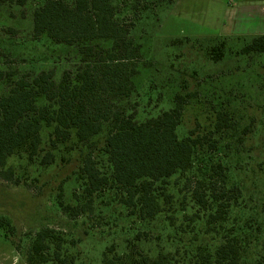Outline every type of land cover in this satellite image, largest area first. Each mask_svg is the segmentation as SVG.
Listing matches in <instances>:
<instances>
[{
    "label": "rangeland",
    "instance_id": "rangeland-1",
    "mask_svg": "<svg viewBox=\"0 0 264 264\" xmlns=\"http://www.w3.org/2000/svg\"><path fill=\"white\" fill-rule=\"evenodd\" d=\"M45 1L0 6V71L11 79L53 71L58 82L78 63L76 48L33 36L32 14ZM112 4L114 19L128 26L129 37L141 49L132 81L136 96L126 107L144 121L169 110L174 96L183 95L176 133L183 139L193 130L199 140L192 168L166 180L164 192L170 196L161 213L139 219L120 204L121 192L110 182L91 196L84 193V159L90 157L101 173L110 175L106 128L84 145L60 148L51 165L28 168L29 175L18 184L0 179V217L12 227L9 236L0 229V264H27L31 240L44 228L62 234L73 264H101L102 252L110 246L124 261L162 253L172 256V264H189L196 253L213 251L221 243L232 244L236 264H264V53L242 52L246 42L264 33V0ZM222 41L221 57H211L210 50ZM6 83L7 78L0 83V96ZM218 114L229 120L221 132L213 128ZM47 134L43 130V143ZM218 163L225 184L215 180L214 188L225 186L223 205L230 209L208 224L211 211L198 208L191 192L201 181L199 191L206 189L208 170ZM232 187L238 195L228 192ZM59 200L70 209H59Z\"/></svg>",
    "mask_w": 264,
    "mask_h": 264
},
{
    "label": "trees",
    "instance_id": "trees-1",
    "mask_svg": "<svg viewBox=\"0 0 264 264\" xmlns=\"http://www.w3.org/2000/svg\"><path fill=\"white\" fill-rule=\"evenodd\" d=\"M69 1L46 0L32 14V31L34 37L44 35L57 44L76 48L79 60L74 69L65 70L58 82L54 81L53 71L19 79H11V74L0 71V83L7 78L5 92L0 96V179L18 184L29 175L28 168L51 165L55 151L68 145H84L106 128L104 154L110 175L101 173L90 157L84 159L80 169L84 193L91 196L110 182L121 192L120 204L130 215L153 219L170 196L164 192L166 180L192 168L199 144L193 130L183 139L176 133L184 96L176 94L172 107L158 116L137 120L135 109H128L126 101L136 96L132 81L137 74L140 47L129 37L128 26L114 19L112 0ZM25 3L26 0H0V6L23 7ZM249 41L243 46V53H264V35ZM224 47L222 41L211 49V57L219 59ZM104 95L108 97L106 101ZM227 124L226 116L218 114L214 131L221 132ZM43 130H48L46 143ZM215 180L225 184L219 163L209 168L204 181L206 189L199 191L201 181L191 192L198 208L211 211L208 224L217 222L230 209V205H223L225 186L214 188ZM228 192L238 195L239 189L232 187ZM56 204L61 210L70 209L60 200ZM71 210L76 212L78 208ZM0 229L7 236L12 232L2 217ZM65 244L61 233L41 229L31 240L26 263L73 264V257L64 252ZM194 257L189 264H236L238 260L230 243H221L213 251L206 248ZM172 262V256L162 253L154 259L138 255L124 261L115 254L113 246L101 256V264Z\"/></svg>",
    "mask_w": 264,
    "mask_h": 264
},
{
    "label": "crops",
    "instance_id": "crops-1",
    "mask_svg": "<svg viewBox=\"0 0 264 264\" xmlns=\"http://www.w3.org/2000/svg\"><path fill=\"white\" fill-rule=\"evenodd\" d=\"M260 35H264V33H260Z\"/></svg>",
    "mask_w": 264,
    "mask_h": 264
}]
</instances>
